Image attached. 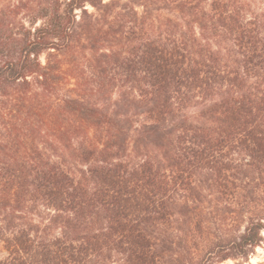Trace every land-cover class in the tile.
Masks as SVG:
<instances>
[{"label":"trees","instance_id":"1","mask_svg":"<svg viewBox=\"0 0 264 264\" xmlns=\"http://www.w3.org/2000/svg\"><path fill=\"white\" fill-rule=\"evenodd\" d=\"M10 9L31 18L0 36V264H249L264 0Z\"/></svg>","mask_w":264,"mask_h":264},{"label":"rangeland","instance_id":"2","mask_svg":"<svg viewBox=\"0 0 264 264\" xmlns=\"http://www.w3.org/2000/svg\"><path fill=\"white\" fill-rule=\"evenodd\" d=\"M16 4V0H0V36L8 35L9 32H7V26L9 30L13 29V32H15V26H18V22L23 21L27 23V20L31 17L29 11H25L24 15H17V17H7L9 14V11H11V7ZM1 23L2 26H1ZM12 24L13 26H10ZM211 223L209 225V233L207 236L209 238H215L216 236H219L223 234L224 228L220 227V223L218 220H212L210 219ZM243 227V226H242ZM243 228H241L242 230ZM235 234L233 228L229 231V233ZM227 233V232H226ZM202 254V253H201ZM4 257V254L1 252L0 249V259ZM249 264H258L264 262V246L263 248H258L256 251H254L253 254H250L248 258ZM217 264V263H215ZM221 264H233L231 260H228L226 262H223Z\"/></svg>","mask_w":264,"mask_h":264}]
</instances>
